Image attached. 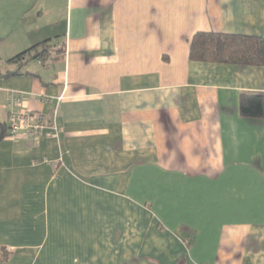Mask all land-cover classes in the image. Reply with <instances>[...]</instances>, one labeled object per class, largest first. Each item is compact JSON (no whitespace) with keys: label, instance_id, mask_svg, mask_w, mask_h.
I'll return each instance as SVG.
<instances>
[{"label":"crops","instance_id":"crops-1","mask_svg":"<svg viewBox=\"0 0 264 264\" xmlns=\"http://www.w3.org/2000/svg\"><path fill=\"white\" fill-rule=\"evenodd\" d=\"M201 32L264 38V0H0V264H264V67L192 61Z\"/></svg>","mask_w":264,"mask_h":264},{"label":"trees","instance_id":"trees-1","mask_svg":"<svg viewBox=\"0 0 264 264\" xmlns=\"http://www.w3.org/2000/svg\"><path fill=\"white\" fill-rule=\"evenodd\" d=\"M51 43L46 41L27 49L7 63L17 64L21 68L35 60L46 63L52 56L62 52L59 49L55 50ZM190 58L198 62L264 67V38L238 34L197 33L191 42ZM18 74L19 72L16 75ZM240 110L245 118L264 119V97L243 95ZM3 135L1 131L0 140Z\"/></svg>","mask_w":264,"mask_h":264},{"label":"built area","instance_id":"built-area-1","mask_svg":"<svg viewBox=\"0 0 264 264\" xmlns=\"http://www.w3.org/2000/svg\"><path fill=\"white\" fill-rule=\"evenodd\" d=\"M8 106L11 108L9 112V125L12 136H17L21 131H24L27 136L33 138L44 134L47 128L45 119L43 116L38 115L35 117V121H33L32 115L28 111L20 109L21 98L17 92H11L9 94ZM52 131V129L48 131L46 136L51 137L56 135Z\"/></svg>","mask_w":264,"mask_h":264}]
</instances>
